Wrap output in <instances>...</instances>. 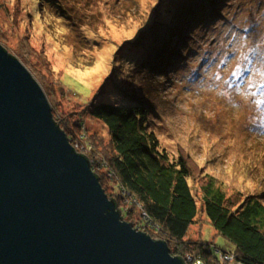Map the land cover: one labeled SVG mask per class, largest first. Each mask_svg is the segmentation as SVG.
Here are the masks:
<instances>
[{"label":"rangeland","instance_id":"obj_1","mask_svg":"<svg viewBox=\"0 0 264 264\" xmlns=\"http://www.w3.org/2000/svg\"><path fill=\"white\" fill-rule=\"evenodd\" d=\"M227 1L222 4L227 12L224 18L207 26H195L194 18L186 19L184 6L190 0H62L71 13L66 18L54 7L39 6L37 0H0V20L6 26L15 24L20 34L17 39L3 40V45L25 61L60 118L63 113H74L73 125L83 123L88 132L83 128L79 134L103 169L105 154L114 151L113 139L107 125L89 115L86 108L111 70L109 61L121 73H128L134 65L133 54L140 56L143 48L144 71L149 74L142 84L158 108L155 127L159 140L170 154L182 151L193 159L190 183L199 213L189 236L231 249L234 244L211 224L201 185L211 175L229 193L253 191L264 196V0ZM239 11L250 12L245 21ZM86 19L90 22L87 29L82 26ZM22 41L28 61L16 52L24 49ZM126 47L130 48L124 62ZM169 52L174 57L164 70H148V65ZM86 57L92 65H83ZM143 62L141 58L135 64ZM109 83L103 99L128 103L130 98ZM238 169L247 170L243 181L229 178ZM103 171L107 192L119 198L116 188L122 189L117 180ZM124 196L118 203L123 214L127 211L124 217L139 221L142 206L131 195L124 192ZM151 226L152 234L162 238L155 225ZM190 257L194 262L195 257ZM223 262L237 264L233 255Z\"/></svg>","mask_w":264,"mask_h":264},{"label":"water","instance_id":"obj_2","mask_svg":"<svg viewBox=\"0 0 264 264\" xmlns=\"http://www.w3.org/2000/svg\"><path fill=\"white\" fill-rule=\"evenodd\" d=\"M93 164L0 44V264H187L124 219Z\"/></svg>","mask_w":264,"mask_h":264},{"label":"trees","instance_id":"obj_3","mask_svg":"<svg viewBox=\"0 0 264 264\" xmlns=\"http://www.w3.org/2000/svg\"><path fill=\"white\" fill-rule=\"evenodd\" d=\"M202 1L199 0L196 4V0H190L189 6H184L186 19L189 18L191 21L194 18L195 26L204 24L207 26L211 22L214 25L216 21L224 18V14L227 12L226 8H222V4L227 0ZM61 2L62 0H37L39 6H44L48 10L54 7L61 14L60 16L66 18L71 13L63 7ZM196 13H202L204 17L199 18ZM248 13L250 12L243 11L239 15L244 16L245 21ZM148 14L151 15L152 11ZM5 24L0 20V44L2 45L5 39L20 37L15 24L9 23L10 26ZM82 26L87 29L90 26L89 20H84ZM180 34L183 35L182 32ZM230 34L232 33H227V35ZM239 39L240 37L237 40ZM21 43L24 44V49L16 52L21 53L22 57L28 61L26 43L25 41ZM4 47L8 50L6 46ZM129 48L126 47L124 50V62H127ZM140 49H142L140 56L136 55L137 52L133 54L134 65L128 73L124 74V71L121 73L115 63L109 61L111 70L97 87L100 90L94 93L86 108L89 115L101 119L107 125L113 139L114 151L105 154V169L97 164L96 155L89 152L88 149L91 147L79 134V130L85 129L83 123L78 121L76 125H73L74 113H63L62 119L57 115L54 108L56 121L68 133L73 143L78 145V150L93 160V168L100 177L103 186L104 177L107 175L103 171L105 170L111 174V178L117 180V187L131 195L133 201L142 206L139 221L136 219L133 222L127 217L124 219L155 239L167 241L172 254L183 257L187 264H198L195 261H200L201 264H228L224 263L223 260L226 256L230 258L232 255L236 258L237 264H264V196H261L260 192L244 193L241 190H235L229 193L220 183L218 177L207 175L201 185L206 213L216 233L218 232L230 240L234 244V248H223L204 238L197 240L189 236L190 227L199 213L198 201L190 183L193 159L182 151L178 155L170 154L169 149L159 140L155 127L158 108L153 105L152 99L148 97V88L142 84V78L147 79L146 75L149 73L144 71L146 58L143 54V48ZM118 50L119 47L116 51ZM10 53L16 56L14 53ZM170 57H174L171 52L167 56L161 55L159 61L155 60L154 64L148 65V70L154 67L156 70H159L158 68L164 70ZM141 58L144 62L135 64ZM86 59L83 65L90 66L93 64L87 57ZM87 61L88 63H86ZM23 62L25 63V61ZM33 76L35 77L34 74ZM119 77L120 81H118ZM35 78L37 79V77ZM108 82L112 86L116 85L119 92L129 97V102L122 104L105 101L103 97L108 93L105 92L107 90L105 85ZM52 84L55 83L52 82ZM55 88L56 86H52V89ZM62 90L64 92V89ZM231 174L229 178L235 176L238 180L243 181L247 177V170H232ZM104 188L106 190L105 186ZM119 190L116 188L120 195L119 198H115L107 192L117 203L120 202L119 199H126L124 192ZM129 203H132L131 200ZM124 215H127V211L124 212ZM151 225H155L154 229L157 233L160 232L162 238L152 234L153 227ZM188 256L195 257V261L190 262Z\"/></svg>","mask_w":264,"mask_h":264},{"label":"built area","instance_id":"obj_4","mask_svg":"<svg viewBox=\"0 0 264 264\" xmlns=\"http://www.w3.org/2000/svg\"><path fill=\"white\" fill-rule=\"evenodd\" d=\"M195 262H198V264H201V263H199L200 261H195Z\"/></svg>","mask_w":264,"mask_h":264}]
</instances>
